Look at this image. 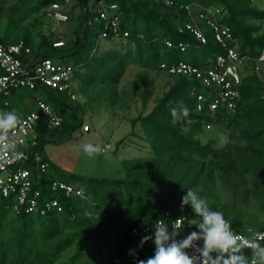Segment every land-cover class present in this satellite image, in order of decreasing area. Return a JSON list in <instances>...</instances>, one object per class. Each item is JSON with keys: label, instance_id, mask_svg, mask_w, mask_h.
<instances>
[{"label": "trees", "instance_id": "trees-1", "mask_svg": "<svg viewBox=\"0 0 264 264\" xmlns=\"http://www.w3.org/2000/svg\"><path fill=\"white\" fill-rule=\"evenodd\" d=\"M56 1L60 0H34L24 12L27 15L38 12ZM170 1L172 3L166 4L164 0H86L83 23L81 0H76L69 10V18L72 11L79 8L76 18L80 28L79 31L76 28L78 32L75 30L71 47H54L53 41L49 42L44 34L34 45L28 30L15 38H8L9 33L5 30L0 34V40L6 43L22 40L31 50L23 57L24 61L35 55L52 58L59 55L62 63L72 65L74 80L78 79L81 83L87 81L88 84L101 81L102 89H109L110 92L119 83L128 64L161 70L160 63L183 61L199 68L208 67L222 49L209 29L204 30L207 40L202 43L185 27L187 22L197 20L198 12H205L203 7L224 6L226 13L221 20L230 27L242 50L257 56L264 47V5L258 6L251 0ZM111 2L117 4L121 30L127 31L128 35H108L104 39L113 45L101 49L99 41L103 39L100 36L104 24L93 21V16L96 9ZM2 10L0 6V13ZM24 17L25 14L21 19ZM39 19L36 18L35 24L40 22ZM81 35L84 37L83 45L78 48ZM165 40L173 45L166 46ZM179 42L187 45L185 50L177 46ZM68 51L72 54L71 62L66 59ZM246 68L239 86L240 100L234 110L220 106L214 112L206 104L201 110L196 109V96L191 95L192 89L205 94L208 91L198 79L167 74L171 81L153 107L130 120L132 128L139 124L142 135L133 130L130 134L144 138L150 153L120 161L124 165L126 181L78 179L58 172L51 165L37 180L34 163L31 160L26 163L31 171L33 187L42 191L41 200L55 198L60 209L53 207L44 214L23 209L17 214L12 211V199L0 195V264H127L130 250L136 256L149 258L154 254V245L146 242L140 247L129 235L128 229L147 225L156 218H162L168 224L179 216L181 197L189 188L199 189V195L211 209L222 211L225 218L231 220L235 232L247 227L264 229V219L245 215L244 210L234 202L239 197L246 201L248 193H253L259 200L260 208L264 209L262 83L260 74L254 71L251 63ZM144 78L140 75V79ZM140 87L137 82L133 89ZM20 89L22 94L13 100L11 97ZM37 89L40 87L12 90L10 106L0 111L12 108L23 113L30 111L32 106L27 105L25 98ZM44 90L49 93L45 101L63 116V122L53 129L42 124L38 129V139L55 138L70 131L74 125H82L78 113L84 107L79 101L71 100L65 92ZM140 96L145 104L148 96L146 88L141 90ZM206 125L230 132V139L237 143L218 148V138L206 135ZM204 136L206 140H203ZM240 140L246 141L244 147L240 146ZM120 143L121 140L117 141L116 147ZM55 179L82 189L84 196H66L61 191H52L50 184ZM218 182L231 191L232 202L219 201L214 189ZM185 208L197 223L201 222L190 206L185 205ZM138 218L143 220L138 221ZM121 229L125 230L122 242ZM192 229H196L195 226ZM113 230L117 234L115 238ZM90 243H94L93 248H89ZM135 248L140 251L135 252ZM247 253L250 256V250ZM114 255L119 257L118 263L113 261Z\"/></svg>", "mask_w": 264, "mask_h": 264}, {"label": "built area", "instance_id": "built-area-1", "mask_svg": "<svg viewBox=\"0 0 264 264\" xmlns=\"http://www.w3.org/2000/svg\"><path fill=\"white\" fill-rule=\"evenodd\" d=\"M68 0H65L67 2ZM166 4L172 3L170 0H164ZM255 2L256 0H251ZM205 12H198L197 20L187 22L185 27L189 29L202 43H205L207 37L204 30L209 29L213 34L214 40L219 44L222 52L216 54L212 58V63L206 68H199L190 63L178 61L171 64L160 63L159 68L167 74L194 76L201 85L208 89L205 93L197 92L192 89L191 95L196 96V109L201 110L206 104L211 112H214L220 106L234 110L237 101L240 100L239 86L243 75L246 73V66L251 63L255 72H258L262 83V98L264 99V47L259 50L257 56H252L248 52L242 50L240 42L232 34L230 27L221 19L226 13L223 5L203 7ZM46 14L53 18L57 23L69 19L68 11L63 9L60 2H52L44 8ZM118 6L111 2L105 7L96 9L93 21L104 24V31L101 38L108 35L113 37L127 36V31H122L120 27V16ZM200 24H198V22ZM264 27V20L262 21ZM205 25V27L201 26ZM166 46L171 47L173 44L169 40H165ZM65 41L55 40L52 42L54 47H60ZM177 46L181 50H185L187 45L179 42ZM30 47L25 45L21 40L17 43H6L0 40V110L10 106L9 96L14 89L28 88L34 89L36 86L40 89H52L59 92H65L71 100L77 98L74 91V70L72 65L55 61L49 56H32L29 60L24 61L23 57L30 53ZM30 65V68L28 66ZM250 70V69H249ZM14 111L20 117V123L16 129L9 133L10 142L13 144V150L4 153L0 159V195L4 198L12 199V211L19 214L23 209L26 212L40 211L41 214L46 213L53 207H58L59 202L55 199L41 200L42 191L33 187L31 171L25 166L26 163H34L37 170L36 179L41 178V173L47 171L50 163L45 154L41 150V139H38V129L42 124L51 129L61 126L63 116L58 114L52 105L44 99L37 98L36 106L30 111L23 113L16 108L9 109ZM83 122V121H82ZM209 128V125H206ZM89 125H81V130L87 132ZM101 152H105L109 148L106 143L98 146ZM15 153V154H13ZM31 154V156H30ZM50 188L52 191H61L66 196L77 195L83 197L82 189L65 183L64 181L55 179L51 181ZM179 216L171 219L168 225L171 227L177 218L184 219L185 229L182 233L186 235L193 226L199 224L191 216L185 206H178ZM156 218L152 222L144 226H134L128 229L129 235L134 242L139 243L144 235H151L154 231ZM166 223V222H165ZM192 226L189 227L188 225ZM249 227L236 232L243 236H249L247 232ZM254 232L264 233V229H255ZM114 231V230H113ZM117 234L113 232V238ZM153 244L152 240H149ZM154 245V244H153ZM114 248V246L112 247ZM247 249L245 250L246 255ZM249 256V255H248ZM115 263L119 262L118 256L112 257ZM141 258L136 255L128 257L127 264H136ZM147 259V258H146ZM251 260V256H249Z\"/></svg>", "mask_w": 264, "mask_h": 264}, {"label": "rangeland", "instance_id": "rangeland-1", "mask_svg": "<svg viewBox=\"0 0 264 264\" xmlns=\"http://www.w3.org/2000/svg\"><path fill=\"white\" fill-rule=\"evenodd\" d=\"M33 1L34 0H0V6L3 7L0 13V34H3L6 30L7 34L9 33L10 36L8 38H15L24 35L26 30H28L34 45L40 42L41 34H44L45 37L49 39V42L52 38L59 35L65 40V44L62 47H71V43H73L72 40L75 36V30L78 28V20L76 17L79 8H75L72 11L68 20L57 23L46 14L44 9L27 15L24 10H27L31 5L30 3ZM63 1L64 0H60L59 2L63 3ZM75 2L76 0H70L65 4L69 6L73 5ZM256 3L258 6H263L264 0H256ZM12 10L15 11L12 13ZM23 14H25V17L21 19ZM36 18H40L38 24H35ZM9 23H11L10 26H8ZM114 41L117 42L118 39H114ZM99 45L101 49H108L111 48L113 44L106 39H100ZM68 52L70 53V51ZM68 52L66 54V59L71 62L72 54L70 53V55ZM53 59L57 62H61L59 55L54 56ZM140 75H144L145 78L140 79ZM170 81L171 78L165 71L147 69L136 64H128L126 66L122 78L111 92L109 89H102L103 85L100 83L101 81L88 84L87 81L81 83L78 79H75V85L73 86L74 88L76 87L74 91L76 92L77 98L74 101H79L82 108L84 107L83 111H79V113L84 119V124H88L90 129L87 132H83L81 126H78L71 135L56 139L53 142H43V153L54 164L58 163L56 161L57 159L54 160L52 154H60V161H64L67 166L70 167L66 169L60 166V169L77 176L105 181L110 180L113 182L126 180L124 165L123 163L121 164L120 161L133 157H142L150 153V149L144 138L130 134L133 130L137 134L142 135L139 124L137 123L134 128H132L130 120L140 113L148 112L155 104L156 99L166 90ZM137 82L140 83L141 87L138 90H134L133 88ZM145 83L147 84L146 86ZM143 88H146L148 91L145 104L142 103V98L140 96V92ZM21 94L22 89L18 90L11 98L15 100L17 96ZM48 95L49 93L44 89H37L30 92L25 99L29 100L30 104L33 105L37 98L45 99ZM89 121L90 123H94L93 128ZM222 131L223 128L220 129L212 126L207 128L205 126L207 136L210 135L218 138V134ZM205 137L206 136H204L203 140H206ZM105 140H109L110 144L109 149L105 152L100 151L99 154L92 157H88L84 153L82 146L85 143L103 146ZM119 140H121V143L116 147V142ZM58 141H65L66 143H61L60 146L62 147L60 148L57 146ZM73 144L75 145L73 146ZM51 145H53V148H51ZM61 149L66 153H61ZM57 166L59 167V165ZM248 181V186L250 187V178ZM214 189L221 203H230L234 200L227 186L218 182ZM234 202L237 207H241L244 210L243 213L245 215L252 214L260 220L264 219V209L260 208L259 200L254 197L253 193H248L246 201H243L239 197L235 199ZM93 247L94 243H90L89 248ZM138 251H140V249L135 248V252Z\"/></svg>", "mask_w": 264, "mask_h": 264}, {"label": "clouds", "instance_id": "clouds-1", "mask_svg": "<svg viewBox=\"0 0 264 264\" xmlns=\"http://www.w3.org/2000/svg\"><path fill=\"white\" fill-rule=\"evenodd\" d=\"M64 3H61L62 6ZM19 123L20 117L16 112L0 111V157L13 150L9 133ZM230 137V132L219 133L217 147L236 144L237 141ZM239 144L244 147L246 141L240 140ZM82 147L88 157L100 152L99 147L92 143H85ZM185 205L190 206L192 212L201 218V222L195 226L196 230L182 236L184 219L177 218L171 227L163 219L157 220L152 234L144 235L139 242L142 247L152 240L154 254L147 259H138L136 264H264V233L254 232L249 227L247 232L251 235L237 234L231 220L226 219L222 211L211 209L199 195V189L186 190V194L181 197V207ZM246 249L250 250L251 260L245 253ZM129 254L135 253L130 250Z\"/></svg>", "mask_w": 264, "mask_h": 264}, {"label": "crops", "instance_id": "crops-1", "mask_svg": "<svg viewBox=\"0 0 264 264\" xmlns=\"http://www.w3.org/2000/svg\"><path fill=\"white\" fill-rule=\"evenodd\" d=\"M70 0H68L66 3H68ZM70 8H71V5H66L65 3H64V5H63V9L65 10V11H68V13H69V10H70ZM55 38H60V39H63L61 36H57V37H55ZM55 38H52L51 40L53 41V40H57V39H55ZM64 40V39H63ZM65 41V40H64ZM45 100V99H44ZM27 101V105L28 104H30V101L29 100H26ZM32 107H31V109L33 108V107H35V105H36V102L32 105V104H30ZM17 109V108H16ZM19 112H22V110H20V109H17ZM78 115H79V118H80V120L81 121H84V119H83V117L81 116V114L80 113H78ZM80 121V122H81ZM89 123H90V121H89ZM91 124V127L93 128L94 126H93V124L94 123H90ZM75 129V128H74ZM74 129H73V127H72V129L70 130V131H66L65 133H63V134H60V136L59 135H57V137H53V138H48V139H54V141L56 140V139H59V138H62V137H65V136H68V135H71L72 133H73V131H74ZM66 139V138H65ZM53 142V141H52ZM65 144L66 142L65 141H58V143H57V146L58 147H62V146H60V144ZM104 143H108L109 144V140H105V142ZM75 144H73V146H74ZM77 146V145H76ZM109 147H110V144H109ZM51 148H53V145H51ZM109 149V148H108ZM41 150L43 151V149H42V146H41ZM52 151H53V149H52ZM61 151H62V149H61ZM44 152V151H43ZM61 153H66V152H61ZM59 155L60 154H57V153H54V154H52V156H53V158H54V160L55 159H57L56 161H57V163L58 164H54L53 162H51L50 161V159L48 158V161H50L53 165H54V167H56L57 169H55V170H57L58 172H60V171H62V173H67V174H71V175H74L73 173H70V172H67V171H64V170H61L60 168L61 167H63V168H66V169H68V167L69 166H67V164L64 162V161H60V159H59ZM57 165H59V167L57 166ZM61 166V167H60ZM70 168V167H69ZM69 170H71V169H69Z\"/></svg>", "mask_w": 264, "mask_h": 264}, {"label": "water", "instance_id": "water-1", "mask_svg": "<svg viewBox=\"0 0 264 264\" xmlns=\"http://www.w3.org/2000/svg\"><path fill=\"white\" fill-rule=\"evenodd\" d=\"M81 4H82V22L84 23L85 22V10H86V0H81ZM83 40H84V37L83 35L80 36V39H79V45H78V48H80L82 45H83ZM28 68H30V65L28 66ZM76 128V126L74 125L73 129ZM52 142L54 141V139H42L40 141V143L42 144L43 142ZM47 158V157H46ZM48 159V158H47ZM50 165L54 167V165L49 161ZM73 177H76L78 179H87V180H94L93 178H85V177H81V176H77V175H72ZM126 181V180H125ZM147 219H149V217H147ZM143 218H138V221H142ZM125 234V230L124 229H121V234H120V241L122 242L123 240V236Z\"/></svg>", "mask_w": 264, "mask_h": 264}]
</instances>
